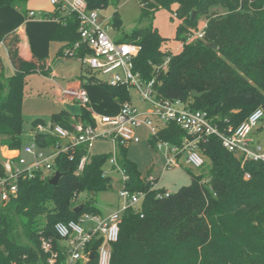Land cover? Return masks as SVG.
Listing matches in <instances>:
<instances>
[{"label": "trees", "instance_id": "obj_1", "mask_svg": "<svg viewBox=\"0 0 264 264\" xmlns=\"http://www.w3.org/2000/svg\"><path fill=\"white\" fill-rule=\"evenodd\" d=\"M113 1L86 0L87 10L103 9ZM27 2L0 0V8L26 13ZM139 5L141 20L158 9L175 6L174 16L179 21L175 40L181 43V50L175 54L152 27H136L116 41L139 48L133 71L145 81L155 78L158 99L179 101L190 110L206 113L223 133L237 128L257 109L264 114V0H139ZM62 13L54 8L44 18L57 22L52 38L65 41L62 52L70 56L78 42L79 23L76 15ZM200 18L206 19L204 37L188 42V33ZM0 43L13 69L7 76L0 57V147L18 152L31 141L40 148L51 147L53 137L35 132L43 120L32 121V136H23L26 78L35 72L48 74L46 62L34 55L28 59L21 56L16 31L1 37ZM86 54L89 52L77 49L72 57ZM166 58L169 62L163 72L160 67ZM100 85L120 104L130 102L126 87ZM78 120L93 125L85 107L76 117L64 111L55 114L49 125L70 129ZM261 126L264 135V117ZM183 136L171 123L160 127L149 142L153 146L157 140L179 145ZM115 147L119 150L117 163L127 176L123 187L132 193L142 192L145 198L140 212L122 214L118 239L111 244L110 264H264V163L242 162L217 138L210 137L199 146L207 172L190 173V184L165 198L167 190L154 188L156 180L140 178L135 163L126 156V145L117 143ZM88 150V145L78 146L55 159V170L61 174L56 186L39 176L17 181L15 197L0 204V264H46L41 240L61 252L56 224L76 222L83 215L102 216L94 205L86 203L74 212L81 195L90 198L112 188L111 178L102 169L110 155L91 156ZM85 155H89L88 163L76 174ZM102 242L95 237L88 246L93 258ZM77 264H97V260Z\"/></svg>", "mask_w": 264, "mask_h": 264}, {"label": "built area", "instance_id": "obj_2", "mask_svg": "<svg viewBox=\"0 0 264 264\" xmlns=\"http://www.w3.org/2000/svg\"><path fill=\"white\" fill-rule=\"evenodd\" d=\"M48 2L52 7L59 8L64 13L77 16L78 42L75 43L69 55L72 56L77 49L88 51L89 54L79 58L84 65L92 72L106 76V84L110 87L124 86L128 90L134 89L140 100L148 103L152 110L147 114H139L130 102H125L120 105L116 115L101 116L93 125H86L81 121L73 123L70 129L59 125H37L35 132L53 137L55 143L44 149L31 141L24 145L14 157L7 159V162L2 165L4 177L0 178V204L15 197L17 181L20 179H32L36 176H39L41 180L52 179L57 172L54 167L55 159L72 148L88 145L90 149L91 143L97 139L110 141L114 146L117 143L122 145L139 143V138L136 136L137 129L145 128L153 136L160 127L171 123L176 125L184 136L179 145H172L161 140H157L154 144L156 151L160 152L164 158L165 169L177 167L180 158L184 159L187 167L202 168L204 160L199 153V146L210 137L217 138L225 150L238 155L242 162L264 163V147L259 145L252 136L257 124L264 117L261 109L252 112L234 130L229 129L227 133L221 132L206 113L190 110L188 105L179 101L170 102L158 99L155 92L157 85L155 78L145 81L133 71V58L137 55L139 48L131 43L113 41L107 35L106 29L96 23V11L87 10L86 0H48ZM28 17H34V13L30 12ZM187 37L188 42L202 40L204 31L188 33ZM168 62L169 58H166L160 67L163 72L166 71ZM65 95L76 100L82 107L88 106L89 98L84 90L67 91ZM151 116L155 122L150 119ZM142 117L144 119H141ZM89 155L80 159L76 174L83 171L88 163ZM108 161L121 171L123 182H126L127 176L119 167L115 152L110 155ZM248 178L249 176L245 175L244 179ZM168 196V192L163 194L165 198ZM144 198V193H132L122 187L118 194V206L110 214L106 216L83 215L76 222L56 224L54 229L59 238L61 252L56 250L49 241L41 240L40 250L46 257L45 263H85L92 256L88 246L93 238L100 237L103 242L94 258L97 264H110L111 244L118 239L122 214L129 210L135 213L140 212ZM86 222L90 225L84 228L83 224Z\"/></svg>", "mask_w": 264, "mask_h": 264}, {"label": "rangeland", "instance_id": "obj_3", "mask_svg": "<svg viewBox=\"0 0 264 264\" xmlns=\"http://www.w3.org/2000/svg\"><path fill=\"white\" fill-rule=\"evenodd\" d=\"M40 0H28L27 5L32 3L40 5ZM53 8V7H52ZM32 10V9H31ZM97 14L96 23L106 29L107 35L112 39H119L122 33H129L134 28L152 27L159 36L165 40L166 46L171 52H179L181 43L175 40L179 21L175 18V6L169 9H158L148 19L141 20L139 0H114L107 7L95 10ZM221 13L223 10H220ZM51 13V12H50ZM64 14V13H62ZM23 16V15H22ZM206 19L200 18L196 27L191 33L202 31L205 27ZM108 27L106 28V26ZM117 28H120L119 30ZM76 60V58H72ZM95 74L102 80L106 81L107 77L100 73ZM44 81L38 77H31L25 88L22 114L24 118L23 136L29 138L32 136L31 122L40 119L44 121V125L48 126L53 115L58 114L63 109L59 103L49 100L42 86ZM46 84V82H45ZM130 104L136 108L139 114H147L152 110L148 103L140 100L134 89L129 90ZM100 112H103V106L100 107ZM141 119H144L142 117ZM150 119L154 121L151 116ZM155 126V124H154ZM261 121L257 124L252 136L259 140L258 144L264 147V135L262 133ZM140 140L139 143L126 144V156L134 162L142 180H156L155 188L158 190H167L168 193H175L183 186H188L191 181L190 173L197 175L201 172H207L205 164L200 169L187 167L184 164V159L180 158L178 166L172 169H165L164 158L160 152L156 151L155 147L149 142L152 139V134L149 130L141 128L137 132ZM119 153V150L110 142L103 139H97L91 145L90 153L93 155H112ZM5 150L0 147V164L7 162ZM104 174L111 178L112 188L107 191L99 192L90 198L87 195H81L78 199V205L92 204L105 216L110 214L118 206V194L123 187V175L115 166L106 161L102 167ZM90 223H84L83 227L87 228Z\"/></svg>", "mask_w": 264, "mask_h": 264}, {"label": "crops", "instance_id": "obj_4", "mask_svg": "<svg viewBox=\"0 0 264 264\" xmlns=\"http://www.w3.org/2000/svg\"><path fill=\"white\" fill-rule=\"evenodd\" d=\"M39 3L40 5L32 3L30 6L32 10H28L29 5L26 4V13L11 7L0 8V38L7 33L16 31L20 38L19 48L21 56L28 59L34 55L46 62L48 74L43 75L35 72L28 75L24 92L31 77H38L44 81L42 89L47 95L46 98L59 103L60 107L63 108L61 112L64 111L69 116H79L82 106L73 98L66 96L65 92L79 90H84L88 94L89 103L85 108L89 112L93 123L101 116L116 115L121 104L112 99L109 91L100 85L106 84V81H102L80 59L76 58V60H72L75 57L67 56L65 51L62 52L63 46L67 43L52 38L57 22L52 18H44V15L54 12V7L52 8L48 0H40ZM30 12L34 13V17H28ZM113 41H118V39H114ZM172 53L175 54L177 52ZM0 57L6 75H11L13 69L10 65L6 49L1 43ZM102 106L104 111L100 112V107ZM140 129L136 130V136ZM95 142H92L91 145ZM5 153L7 158H11L17 154V151L5 150ZM89 154L94 156L90 153V149Z\"/></svg>", "mask_w": 264, "mask_h": 264}, {"label": "water", "instance_id": "obj_5", "mask_svg": "<svg viewBox=\"0 0 264 264\" xmlns=\"http://www.w3.org/2000/svg\"><path fill=\"white\" fill-rule=\"evenodd\" d=\"M193 15H194V13L192 12V13L190 14V16L193 17ZM214 47H215L214 45H209V46H208L209 49H214ZM25 142H26V139H23V143H25ZM60 178H61V174L58 173V172H56L55 175H54V177H53L52 179H50V180L48 181V183H49L51 186H56V185L58 184ZM81 208H82L81 205L78 206L77 208L74 209V212L77 213L78 211L81 210ZM89 259H90V260H93L94 258H93L92 256H90Z\"/></svg>", "mask_w": 264, "mask_h": 264}]
</instances>
